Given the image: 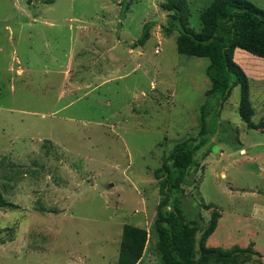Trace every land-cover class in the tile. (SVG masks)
I'll return each instance as SVG.
<instances>
[{
	"label": "rangeland",
	"instance_id": "1",
	"mask_svg": "<svg viewBox=\"0 0 264 264\" xmlns=\"http://www.w3.org/2000/svg\"><path fill=\"white\" fill-rule=\"evenodd\" d=\"M185 1L199 32L212 0ZM166 2L0 0V196L13 205L0 207V264H116L124 225L149 234L140 264H162L154 171L174 145L199 140L203 105L216 130L182 186L183 210L203 227L219 213L206 246L251 247L245 264H264V132L240 119L238 86L220 108L206 99L209 60L163 35ZM148 22L142 55L129 56L118 37L137 40ZM246 66L257 124L264 62Z\"/></svg>",
	"mask_w": 264,
	"mask_h": 264
},
{
	"label": "trees",
	"instance_id": "2",
	"mask_svg": "<svg viewBox=\"0 0 264 264\" xmlns=\"http://www.w3.org/2000/svg\"><path fill=\"white\" fill-rule=\"evenodd\" d=\"M42 2L52 4L55 0ZM162 9L171 13L163 28V35L169 37L177 33V52L209 60L206 76L210 88L205 93L206 99L216 101V108H220L230 97L233 88L238 86L240 119L247 128L264 132V121L257 124L251 121L254 112L249 100V77L246 73H250L246 66L249 61L264 62V10L246 0H212L202 10L201 29L195 32L188 27L185 0H167L162 4ZM152 24H144L142 34L133 43V48L142 47L149 39ZM235 50L245 53L242 59L235 60ZM261 69L253 65V70L261 72ZM205 109L203 105L199 120V140L190 138L174 145L161 166L154 171L160 200L156 207L153 230L157 239L155 247L162 264H245L253 257L251 247L240 248L235 245L223 250L206 246L217 227L219 213L213 212L208 225L203 227L200 219H188L183 210L182 186L187 183L190 170L197 171L200 161L209 154V136H213L216 130L215 125L208 129ZM8 206L13 205L0 196V207ZM205 207L207 210L211 208L210 205ZM201 231L197 256L196 234ZM148 238L145 229L124 225L116 264H140Z\"/></svg>",
	"mask_w": 264,
	"mask_h": 264
},
{
	"label": "crops",
	"instance_id": "3",
	"mask_svg": "<svg viewBox=\"0 0 264 264\" xmlns=\"http://www.w3.org/2000/svg\"><path fill=\"white\" fill-rule=\"evenodd\" d=\"M87 28H89V27H87ZM83 29H85V26H80L79 27V30L80 31H82ZM121 33L123 32V31H120ZM121 36V35H120ZM118 39L119 40H117V44L120 42V43H124L125 45H128V49H127V54L129 55V56H133L135 53H136V55H138V56H141L142 55V51H141V49H142V47H138L136 50H134L135 48H133V43L136 41L135 39H132V40H130V41H126V42H123L119 37H118ZM116 44V45H117ZM110 49V51H113V50H115V44H113V46L112 47H110L109 48ZM93 53V52H92ZM243 54L245 55V53L244 52H242V51H240V50H235V53H234V57H235V60L236 59H242V56H243ZM110 61H112L113 63H115V66L116 67H118V65L116 64V62L118 61L119 63V65H122V62L120 61V60H117L116 58H112V60H110ZM68 69H70L71 70V68H70V66L68 67ZM68 73V71L66 72V74ZM242 152H244V150H242Z\"/></svg>",
	"mask_w": 264,
	"mask_h": 264
},
{
	"label": "built area",
	"instance_id": "4",
	"mask_svg": "<svg viewBox=\"0 0 264 264\" xmlns=\"http://www.w3.org/2000/svg\"><path fill=\"white\" fill-rule=\"evenodd\" d=\"M154 52H155V54H158L159 53V49L156 48Z\"/></svg>",
	"mask_w": 264,
	"mask_h": 264
}]
</instances>
